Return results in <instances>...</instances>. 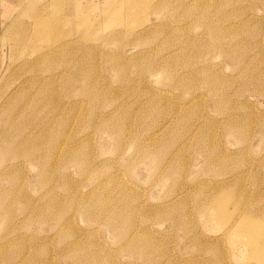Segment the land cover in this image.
I'll return each mask as SVG.
<instances>
[{
  "label": "rangeland",
  "instance_id": "374dc122",
  "mask_svg": "<svg viewBox=\"0 0 264 264\" xmlns=\"http://www.w3.org/2000/svg\"><path fill=\"white\" fill-rule=\"evenodd\" d=\"M0 264H264V0H3Z\"/></svg>",
  "mask_w": 264,
  "mask_h": 264
},
{
  "label": "crops",
  "instance_id": "0c3cea01",
  "mask_svg": "<svg viewBox=\"0 0 264 264\" xmlns=\"http://www.w3.org/2000/svg\"><path fill=\"white\" fill-rule=\"evenodd\" d=\"M16 2L18 1V0H15ZM1 2H4L3 0H0V5H1Z\"/></svg>",
  "mask_w": 264,
  "mask_h": 264
}]
</instances>
